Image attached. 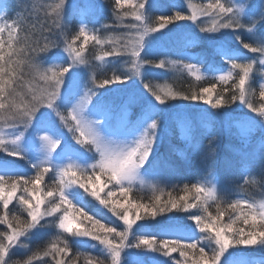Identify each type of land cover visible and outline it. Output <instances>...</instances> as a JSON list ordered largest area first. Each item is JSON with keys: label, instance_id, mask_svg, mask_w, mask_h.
<instances>
[{"label": "snow or ice", "instance_id": "snow-or-ice-1", "mask_svg": "<svg viewBox=\"0 0 264 264\" xmlns=\"http://www.w3.org/2000/svg\"><path fill=\"white\" fill-rule=\"evenodd\" d=\"M159 3L114 0V23L89 28L104 8L95 0H30L16 5L14 19L13 6L0 2V124L12 130L6 135L0 128V153L6 154L0 157V225L6 226L0 231V264H76L81 253L68 259L71 244L66 237L96 241L91 247H98L110 264H247L248 249L264 250V200L225 199L228 190L218 187L211 170L203 180L184 184L183 195L172 196L153 183L147 202L132 198L145 177L161 181L176 167L172 156L162 151L171 132L166 112L184 117L178 124L191 153L188 165L201 158L200 128L213 137L217 133L205 120L223 114L219 130L233 134L235 129L244 139L258 131L259 147L242 153L240 174L245 184L256 183L246 177L258 165L264 181V0L189 3L190 14L182 9L153 16ZM70 17L78 19L75 30L69 28ZM177 21L199 27L207 35L191 43L206 39L215 55L226 61L207 64L213 83L199 91H166L145 82L141 71L147 65L164 69L170 64L197 81L205 78L198 66L205 63L202 58L198 63L148 59L157 42L174 30L169 25L184 27ZM101 29L118 34L101 38ZM243 34L250 43L241 39ZM90 40L100 46L96 60L127 55L130 72L98 79L85 56ZM230 40L257 55L241 56ZM129 80L132 86L126 84ZM137 82L142 91L136 90ZM113 95L123 97L120 103L110 98ZM134 104L139 112L130 116ZM233 106L248 111L234 117ZM212 154L210 145L204 159ZM46 176L49 183L44 184ZM85 194L123 221L119 226L123 230L111 226V219L102 222L103 215L97 218ZM142 220L155 223L134 231ZM181 220L191 223L175 227L173 222ZM51 228L57 236L43 250L34 251L24 243ZM19 249L25 250L27 259H14ZM149 253L170 261L148 257ZM86 264H94L93 258Z\"/></svg>", "mask_w": 264, "mask_h": 264}, {"label": "rangeland", "instance_id": "rangeland-1", "mask_svg": "<svg viewBox=\"0 0 264 264\" xmlns=\"http://www.w3.org/2000/svg\"><path fill=\"white\" fill-rule=\"evenodd\" d=\"M0 2L4 4H10V3H16L18 5L20 4H26L29 3L30 0H0ZM97 4H102L104 6L103 11L96 14V23L91 25H96L97 22L100 21V24L98 28H100L101 24H104L106 21V17H109L108 15V7L103 4L101 0H95ZM253 3H258L259 0H253L251 1ZM193 4L191 0H160V3L158 6L153 10L152 15H161V14H169L172 12V5L175 4L176 6H181L182 8L186 9L190 14V7H188V4ZM112 8V6H111ZM201 19L207 21L206 17H201ZM103 22V23H102ZM78 19L75 17H70V23L69 28L73 29L78 27ZM90 26V25H89ZM185 29L180 31H172L171 33H168L161 41H158L156 46L153 48L152 52L149 54L148 59L152 61H156L155 58L157 56H162L161 58L165 57L167 51L170 47L175 48H181V47H193L194 44L191 43L193 39H196L195 35L190 34L192 28L198 29L196 25H193L191 22L187 21L185 24ZM104 30L101 29V32ZM164 32H168L167 29L162 30ZM159 35V34H156ZM83 39V38H81ZM94 41H89V44H92ZM81 42L78 41L77 44L79 45ZM100 47V46H99ZM143 55V53H142ZM187 57V59H186ZM202 58L205 60V63H198V66L201 69V72L204 74L203 79H201L202 82L204 81H211L212 73H209L206 71L207 64L215 63L220 64L216 60H213L210 58L209 55H195L190 53H180L177 54L176 57H174L176 60L185 59V62H192L197 63V58ZM166 61H170L169 58H165ZM113 61H115L113 63ZM130 61V57L125 55L119 59L116 57H106L104 61H98L95 59V65H93V70L96 73V76L98 79L103 78H110L114 73L115 74H128L130 72V69L132 68ZM94 62H91L93 64ZM155 63V62H154ZM148 66V65H147ZM164 69H167L170 75H174L175 71L173 73L174 68L170 64H166V67ZM102 71V72H101ZM142 73L145 75L147 82L150 80L148 77V72L145 68H142ZM184 73L190 74L188 71L183 70ZM147 72V73H146ZM180 72V70H179ZM179 72L176 71V75H179ZM157 74L152 73V76L150 79L154 78V76ZM163 75H157L155 76L153 81H150L152 85H159V82L164 77ZM193 78H195L192 74H190ZM148 78V79H147ZM133 79H136L139 81L138 77H133ZM145 80V82H146ZM161 85L163 87H166V82L162 81ZM128 86H132V81L129 80L126 82ZM109 87H124L123 85H110ZM160 87V86H159ZM136 90L142 91L141 85L139 82L135 85ZM114 102L120 103L121 99L123 98L121 95H113L110 97ZM204 107H207L204 105ZM139 112V105L134 104L129 109V115L134 116L136 113ZM232 115L239 116L241 114H235L232 113ZM165 116L170 121V127L171 132L168 137V140H166L165 144L162 147V151L169 153L172 158L176 161V167L175 169L168 174L163 180L161 181H153L150 177H145V184L143 186H137L135 190H139L141 192H147L152 193V184L158 183L159 187H161L164 192H168L169 189L178 188L181 185V182H183L185 179L191 181L192 183L197 182L198 180H203L204 177L208 175L209 170L212 171L214 177L218 181V187H223L228 190L229 195L225 197V199H237V198H248L253 199L256 201L264 200V181H261V171L259 166L257 165L252 174L246 179L248 180H255L256 183H244V179L241 178L240 174V168H241V159H242V153L245 151H250L251 148L259 147V139H260V133L257 131L252 136L248 137L247 139L242 138L239 135L235 134V129H233V134H229L227 131L219 130V122H223L225 120V116L223 114L216 116L213 120H205L204 123L208 124L211 127L217 128V133L213 137L210 135L205 127L200 128L201 133V139L203 143V150L201 153V158L197 163L188 165L186 161L191 158V153L186 148V141L183 138L182 130L178 124L180 120H182L184 117L182 116H174L172 112H166ZM172 121H176L173 123ZM0 128H3V131L6 135L11 133V129H8L7 127L0 124ZM212 146L214 148V154L211 155V157L207 160L204 159L206 155L209 153V146ZM6 154L0 153V157H4ZM9 160H16L17 157H7ZM209 165H214L211 169H209ZM169 188V189H168ZM83 191V190H81ZM85 201H91V205H94V210L98 212L97 218H99L101 215L105 216V220L113 219L114 217L109 214H105L103 209V206L96 203V201L85 194ZM182 217H186V213L180 214ZM157 220L160 219V217L156 218ZM154 221H150V223L147 224H136L133 226L134 231H143V229L139 228L140 225H149L154 224ZM186 223H191L190 221H176L173 222L174 226L177 228L184 227ZM155 231V229H153ZM45 234H50L54 238L57 236V230L55 228H51L49 230H46L44 233H42L40 236H44ZM39 236V237H40ZM38 237V238H39ZM37 237H32L31 239L25 240L24 243L27 244L28 248L30 247L33 240H35ZM80 239L82 241H85L84 243H77L79 244V250L83 253L89 254L91 256H94L95 252H101L100 249L92 248L91 245L95 244V241L90 240L89 238H75ZM97 244V242H96ZM135 251V250H134ZM139 251V250H136ZM17 256H23L25 255L24 249H19L16 252ZM148 255H157L156 253H149ZM165 261H170V259H167L166 257L159 256ZM244 260L247 261V264H264V250H261L260 248L257 250H254L253 253L247 254L244 256Z\"/></svg>", "mask_w": 264, "mask_h": 264}, {"label": "trees", "instance_id": "trees-1", "mask_svg": "<svg viewBox=\"0 0 264 264\" xmlns=\"http://www.w3.org/2000/svg\"><path fill=\"white\" fill-rule=\"evenodd\" d=\"M103 2V4L105 6L108 7V15L109 17H106V22L104 24H113L114 23V19L112 17V4L114 3V0H101ZM253 1V0H251ZM191 2L193 4H196V5H200L202 3H208L210 2V0H191ZM13 8H12V11H11V16L12 18L14 19L15 18V13L16 11L18 10L16 8V3H10ZM184 11V14L187 15L189 14V12L182 8L181 6H175L173 7L172 9V12H170L169 14H172L174 15L175 11L177 10H182ZM167 14V13H166ZM156 16V15H154ZM11 22V21H9ZM128 22H131L130 20L129 21H126V23ZM187 21H177L176 24H179V25H182L184 27H181V28H175L174 25H169V28H173L174 32L175 30L178 31H182L184 30L186 27H185V24H186ZM103 23V22H102ZM100 24V21L97 22L96 25H91L89 24V28H92V27H95V28H98ZM76 28H74L75 30ZM103 30V29H102ZM191 33L192 35H195L196 38L197 37H204L205 35L207 34H204V33H201L199 28L196 29V28H192L191 29ZM226 31H230V30H226ZM118 33H114V32H111V31H103V32H100V36L101 38H107L109 36H114ZM217 36H219V33L215 34ZM241 39L244 40V42L246 43H250L251 40L250 38L248 37L247 34H243L241 36ZM229 43L231 44V46H233L234 48H236L239 52V54L241 56H251V57H255L257 54H254V53H250L247 49H243L242 48V45L239 43V41H235V40H230ZM105 50H109L111 46L109 45H105ZM56 50H53V52H55ZM167 51L165 57L161 58L162 56H157L155 58L156 61H153L155 63H158L160 59H165V58H169V60H176L174 57L177 56V54H180L182 52L184 53H190V54H195V55H209L210 58H212L213 60H216L218 63L222 64V63H226V61H222L221 58L217 55H215L214 51H213V46L206 40V39H200L197 43L194 44L193 47H181V48H175V47H170L169 50H165ZM52 53H49V55H51ZM101 52H100V47L95 45V42H93L92 44L90 45H87V50L85 52V56L88 58L89 62H94L95 61V57L97 55H100ZM113 58V57H112ZM198 63V62H197ZM92 65H95V62L92 64ZM146 69H147V74H148V77L150 81H153L155 76L157 75H164V77H162V79L160 81H156V82H159V85H153V86H157L161 89H164V90H173V91H185V92H188V91H199V89L201 87H206V86H210L211 83H213V81H204L202 82L201 80L197 81L195 78H193L192 76H190V74L188 73H184L182 71V69H179V68H174L173 70V73L175 71V74L174 75H170L169 72H167L168 70L167 69H159V68H155L153 67L152 65H148L146 66ZM180 70V72H179ZM176 71L179 72V75L177 76L176 74ZM102 72V71H101ZM152 73L154 74H157L154 76V78H152V80L150 79L152 76ZM99 77V76H97ZM149 81V82H150ZM162 81L166 82V87H163V83H161ZM147 82V80H146ZM231 83L229 85H227L228 87H231ZM152 84V83H151ZM253 87L255 88L256 87V84L253 85ZM218 88H219V85H218ZM184 103H187V102H184ZM193 104H195L196 102H192ZM233 108L235 109V106H233ZM216 111V110H214ZM248 110L246 108H240V109H235V111H233V113L235 114H242L243 112H247ZM254 115V114H253ZM106 178L105 177H101V180H105ZM49 183V180H48V177L46 176L45 177V181H44V184H47ZM192 182L185 179L183 182H181V185L178 187V188H171L168 190V192L166 193H171L172 196H177V195H183V185L184 184H191ZM44 184L41 185V187L44 186ZM111 187V185H109V188ZM108 189L106 188L105 189V192L107 191ZM153 193H147V192H141L139 190H135L133 193H132V198L135 199L136 197H140L142 198L145 202L148 201V199L151 197ZM97 204H99L98 201H96ZM13 204H15V202H13ZM13 205H10V208H12ZM88 209L86 208V211ZM94 210V209H93ZM211 211H213V213H215V209L212 208L210 209ZM95 211V210H94ZM105 214L109 215L111 214L110 212H108L107 209L104 210ZM97 212V211H96ZM98 213V212H97ZM91 214V212H90ZM112 215V214H111ZM114 217V220L112 219V224L111 226H116L118 227V230H123L122 227H119V226H122L123 225V221H120L117 217H115L114 215H112ZM227 219V217H225V220ZM102 222H108V220H104ZM147 223H150V221H146V220H142V221H137V224H147ZM6 230V226L4 225H0V231H5ZM49 230V229H48ZM52 236L50 234H45L44 236H40L39 238L37 237L35 240H33V242L31 243L30 245V249L32 250H43L44 248L48 247L50 245V242L53 241L56 236L54 238H51ZM69 239V242L71 244V254L70 256L68 257V259H71L73 255H75L77 252L81 253L80 255V258L76 261V264H86V259L91 257L93 258L94 260V264H98L99 260H103L104 261V264H110V259H108L107 257H105V255L102 253V252H95L94 256H91L89 254H86V253H83L79 250V244L75 243V238H70V237H66ZM95 244H96V241H95ZM259 249V246H253L251 247L250 249H248L247 251V254H250V253H253L254 250H257ZM133 252H137L136 250H131ZM140 251V250H139ZM157 254V253H156ZM246 254V255H247ZM174 256H178V253H173ZM160 254H157V255H148V257H152V258H155L156 260H163L162 258L159 257ZM148 257H145L146 259ZM167 259H170L169 257H166ZM14 259H17V260H24V259H27V256L26 255H23V256H17L15 255L14 256ZM47 260H49L51 262V258L48 257V258H45ZM36 264H39V262H36Z\"/></svg>", "mask_w": 264, "mask_h": 264}]
</instances>
